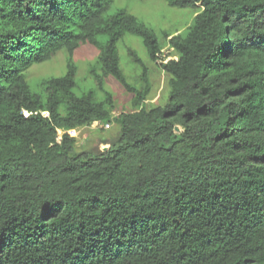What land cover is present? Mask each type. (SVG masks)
I'll list each match as a JSON object with an SVG mask.
<instances>
[{"label":"trees","instance_id":"1","mask_svg":"<svg viewBox=\"0 0 264 264\" xmlns=\"http://www.w3.org/2000/svg\"><path fill=\"white\" fill-rule=\"evenodd\" d=\"M165 1L195 17L160 38L114 0H0V264H264V0ZM128 34L164 106H144L133 51L141 86L124 74ZM85 45L95 87L77 95ZM61 51L66 74L35 92L26 73ZM109 79L133 110L114 116ZM96 122L121 127L108 150L59 142Z\"/></svg>","mask_w":264,"mask_h":264},{"label":"rangeland","instance_id":"2","mask_svg":"<svg viewBox=\"0 0 264 264\" xmlns=\"http://www.w3.org/2000/svg\"><path fill=\"white\" fill-rule=\"evenodd\" d=\"M120 9H126L136 16L153 29L160 38L164 32L183 31L192 23L195 17L191 10L170 7L165 0H114L109 14L112 15ZM102 40L106 39L102 38ZM118 49L121 68L133 86L137 88L141 86L139 80L143 74V69L139 64L132 61L129 51L135 52L150 71L149 80L152 91L144 106L147 108L164 106L169 99L168 78L163 70L150 60L142 39L128 34L119 43ZM167 53L168 50L164 49V54ZM97 56L98 51L90 45L82 46L78 50L75 59L78 68L77 88L75 89L77 95H82L95 87V82L89 74V68ZM66 72L67 53L61 51L52 60L34 64L26 73V76L32 89L41 93V83L44 79L61 77ZM106 87L113 94L116 101L117 108L114 116L133 110L131 103L133 96L127 93L115 79H109ZM101 126H104V124L101 123L96 126L93 123V125L75 129L78 141L75 153L92 152L98 154L108 150L111 144L118 140L121 131L120 125L113 122L111 123V129H102ZM180 131L181 128L177 127L176 132Z\"/></svg>","mask_w":264,"mask_h":264},{"label":"built area","instance_id":"3","mask_svg":"<svg viewBox=\"0 0 264 264\" xmlns=\"http://www.w3.org/2000/svg\"><path fill=\"white\" fill-rule=\"evenodd\" d=\"M101 123L100 122H96L95 123V125L96 126H98V125H100ZM102 127H104V128H106V129H110L111 128V125H105V126H101V128ZM69 134L71 137H73V138H76V130L75 129H71V130H68V131H59V138H58V140H59V142H61L62 141V138H63V136H64V134Z\"/></svg>","mask_w":264,"mask_h":264}]
</instances>
